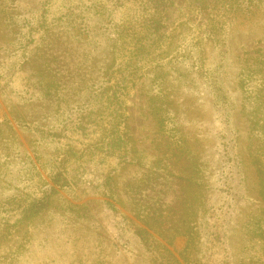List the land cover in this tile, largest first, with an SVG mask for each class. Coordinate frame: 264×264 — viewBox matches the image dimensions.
<instances>
[{
	"label": "rangeland",
	"instance_id": "1",
	"mask_svg": "<svg viewBox=\"0 0 264 264\" xmlns=\"http://www.w3.org/2000/svg\"><path fill=\"white\" fill-rule=\"evenodd\" d=\"M229 1L219 33L187 6L146 60L123 159L52 135L120 61L119 1L0 0V264H264V0L247 19ZM59 167L73 182L30 216Z\"/></svg>",
	"mask_w": 264,
	"mask_h": 264
},
{
	"label": "trees",
	"instance_id": "2",
	"mask_svg": "<svg viewBox=\"0 0 264 264\" xmlns=\"http://www.w3.org/2000/svg\"><path fill=\"white\" fill-rule=\"evenodd\" d=\"M119 5L124 8L118 22L115 24L114 40L117 45L115 63L109 74L106 85L103 81L96 86L93 93L94 104L85 111L81 110L76 116L68 117L62 127H60L52 135L60 140L75 141L86 144L98 150H108L116 152H124L123 159H130L131 155L128 150L123 149L122 143L126 141V109L124 103L125 93L133 85L134 81L141 69H143L146 60L157 51L156 49L162 45L169 34V30L179 21L180 13L187 6H190L199 23H204L205 14H208L206 27H213L215 30L207 31L210 38L221 30L219 25L220 13L217 11L220 6L222 12L225 4L230 5L229 0H118ZM239 9L234 8L244 15L243 19L250 18L262 0H247L242 2ZM234 10V12L236 11ZM217 13V14H216ZM200 14V15H199ZM104 16V15H103ZM47 22V17L41 15L39 21L35 24L31 23L33 30L36 31L40 26ZM30 25V24H29ZM122 45V48H121ZM257 75V73H253ZM253 77V76H251ZM256 77V76H255ZM261 82L264 81L263 75ZM263 78V81H262ZM73 135H78L75 139ZM75 139V140H74ZM82 140V141H79ZM85 141V142H83ZM72 146L74 144L70 143ZM74 146H77L75 144ZM76 148V147H75ZM130 155V157H129ZM124 162V161H123ZM65 168V167H64ZM63 167L57 168L50 175V184L45 189L43 195L39 198L35 197V201L31 203L28 209L30 216H36L43 213L51 202V197L58 193L59 189L68 187L73 182L67 175V169ZM262 165L258 171L264 173ZM170 173V172H167ZM107 181L102 185L103 189H111L113 177H106ZM162 189V188H161ZM104 193V191H102ZM164 193H166L164 191ZM160 192V195L167 197V194ZM37 198V199H36ZM161 205V214L156 217L155 214L148 211L146 225L149 226V220L155 218L160 224L165 220L166 216L172 211L164 199ZM146 211V208H144ZM128 220L127 218H125ZM130 221V220H128ZM131 222V221H130ZM137 227L134 234L141 243L152 251L154 254L157 242L149 231L143 227ZM151 228V227H149Z\"/></svg>",
	"mask_w": 264,
	"mask_h": 264
}]
</instances>
